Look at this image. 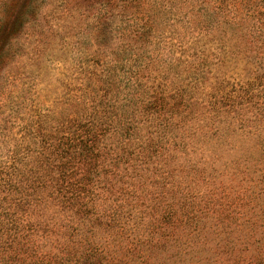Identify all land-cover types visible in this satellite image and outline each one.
<instances>
[{
	"label": "rangeland",
	"instance_id": "rangeland-1",
	"mask_svg": "<svg viewBox=\"0 0 264 264\" xmlns=\"http://www.w3.org/2000/svg\"><path fill=\"white\" fill-rule=\"evenodd\" d=\"M102 249L264 251V0H0V264Z\"/></svg>",
	"mask_w": 264,
	"mask_h": 264
},
{
	"label": "trees",
	"instance_id": "trees-1",
	"mask_svg": "<svg viewBox=\"0 0 264 264\" xmlns=\"http://www.w3.org/2000/svg\"><path fill=\"white\" fill-rule=\"evenodd\" d=\"M102 252H103V249L96 251V252H90L89 263H86L87 259L89 258L83 259L82 255L78 253L71 254V250L65 252L66 255L63 257H58V254H59L58 253L57 255H54L53 257L48 258V261H45V260L43 261H44V264H97V262L99 263V261H97V258H93L94 254L102 253ZM254 260H255L254 264H264V251H261L260 254L256 256ZM102 264H104V262ZM105 264H107V262H105Z\"/></svg>",
	"mask_w": 264,
	"mask_h": 264
}]
</instances>
